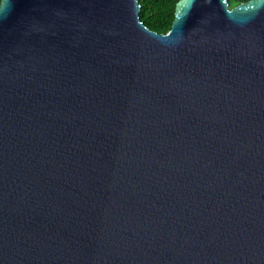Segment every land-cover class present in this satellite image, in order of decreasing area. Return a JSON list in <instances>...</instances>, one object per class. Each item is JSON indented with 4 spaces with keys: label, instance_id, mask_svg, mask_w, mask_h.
Wrapping results in <instances>:
<instances>
[{
    "label": "water",
    "instance_id": "water-1",
    "mask_svg": "<svg viewBox=\"0 0 264 264\" xmlns=\"http://www.w3.org/2000/svg\"><path fill=\"white\" fill-rule=\"evenodd\" d=\"M1 0L0 264H264V0Z\"/></svg>",
    "mask_w": 264,
    "mask_h": 264
},
{
    "label": "trees",
    "instance_id": "trees-1",
    "mask_svg": "<svg viewBox=\"0 0 264 264\" xmlns=\"http://www.w3.org/2000/svg\"><path fill=\"white\" fill-rule=\"evenodd\" d=\"M140 4V20L149 29L157 33L169 31L175 18L176 5L179 0H137ZM229 8L249 0H227ZM1 3V0H0ZM234 7V6H233Z\"/></svg>",
    "mask_w": 264,
    "mask_h": 264
},
{
    "label": "rangeland",
    "instance_id": "rangeland-1",
    "mask_svg": "<svg viewBox=\"0 0 264 264\" xmlns=\"http://www.w3.org/2000/svg\"><path fill=\"white\" fill-rule=\"evenodd\" d=\"M233 6H235V5H233ZM233 6H232V7H233Z\"/></svg>",
    "mask_w": 264,
    "mask_h": 264
}]
</instances>
